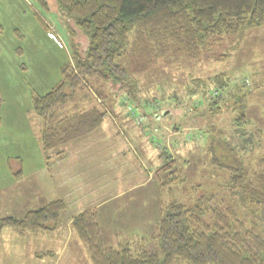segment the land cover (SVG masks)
Segmentation results:
<instances>
[{"label":"trees","instance_id":"obj_1","mask_svg":"<svg viewBox=\"0 0 264 264\" xmlns=\"http://www.w3.org/2000/svg\"><path fill=\"white\" fill-rule=\"evenodd\" d=\"M37 2L49 10L47 0ZM57 3L67 27L71 61L63 66L61 80L54 87L33 98L34 110L42 121L43 149L55 155L63 154L66 147L100 129L107 109L94 99H100L98 95L105 85L115 88L117 94L131 99L135 105L139 71L156 62L200 60L211 52L213 42L264 25V0H57ZM42 23L62 45L48 23L44 20ZM79 34L85 38L83 48L77 41ZM224 77L217 74L208 80L193 78L194 87L189 89L192 98L197 95L196 102L200 105L211 100L208 103L211 112L220 113V102L225 98L234 99L233 104L240 107L233 122L239 133L236 143L216 125L201 130L207 136L209 163L218 175L225 173L221 185L206 189L202 181H196L185 194L177 196L176 187L185 178L176 164L178 157L163 150L164 164L156 175L169 198L161 203L152 237L155 249L151 250L147 241L107 245L96 213L86 210L74 218L72 225L93 264H264V226L262 232L258 229L264 220V153L252 155L254 134L258 136L260 130L243 128L252 92L241 93L240 85L232 90ZM205 82L207 88L203 89ZM209 82L213 84L211 89ZM209 93L212 95L208 96ZM199 106L191 108L192 112L199 110ZM134 108L140 122L141 114L149 116L140 113L137 105ZM251 159H256L252 160L256 167ZM65 207L63 199L58 198L29 210L22 218L1 217L0 231L6 227L33 233L51 230Z\"/></svg>","mask_w":264,"mask_h":264},{"label":"rangeland","instance_id":"obj_2","mask_svg":"<svg viewBox=\"0 0 264 264\" xmlns=\"http://www.w3.org/2000/svg\"><path fill=\"white\" fill-rule=\"evenodd\" d=\"M48 3L49 10H45L37 0H0V218H22L29 210L58 199L60 189L56 178L52 175L45 178L48 163L74 151L79 145L75 143L66 147L62 155L45 151L40 139L42 121L33 107L34 96L54 87L61 80L63 66L71 61L67 27L60 15L57 0H48ZM42 20L48 23L62 45H58L55 38H52ZM57 24V27L54 26ZM54 28L60 31L57 33ZM77 41L81 43L80 48H83V35L79 34ZM217 74L225 75V83L232 90L240 85L241 93L252 92L246 108L248 120L245 127H242L252 132L260 130L258 136L254 134L252 155L256 157L263 154L264 25L247 28L240 36H228L213 42L211 52L200 60L183 58L171 64L156 62L139 71L135 105L131 99L120 96L115 88L106 85L97 94L100 99H94L96 103H102V108L107 109V115L110 114L108 117L106 115L105 119L109 122L104 125L105 128L113 129L111 122L116 123L117 113L129 114L130 119H136L139 124L136 131L142 130L140 136L132 137L133 140L138 137L137 140L142 142L146 135L153 136L152 140L156 143L149 140L148 145L149 150L154 149L151 154L156 159L155 162L158 159L155 155L163 150L178 157L176 164L185 180L180 187H176L177 196L185 194L187 188L191 189L193 182L202 181L207 186L206 189H209L221 185L224 180L225 173L218 175L217 169L214 170L209 163L207 136H203L202 129H210V126L216 125L219 130L225 131L231 141L236 143L238 139L239 133L235 131L236 125L233 122L240 107L233 104L234 99H221L228 105L220 102L221 112H211L208 104L211 100L200 105L196 102L197 95L192 98L189 93V89L194 87L193 78L206 80ZM209 84V89L213 88V84ZM206 86L207 82L203 84V89ZM136 105L140 113H149L146 117L141 114V124L134 114L137 112L134 108ZM195 106H199V110L192 112L196 109ZM155 112L160 117H153ZM162 112L165 115H161ZM119 130L124 132L122 127ZM174 131H177L176 135H173ZM129 133L133 134L134 131ZM170 134L173 135L172 138ZM162 141L167 147L158 144ZM175 142L178 143L174 145ZM90 151L79 164V169L82 171L84 168L87 176L93 161ZM102 154L94 153L96 159ZM164 156L162 154L161 164H164ZM252 160L255 162L256 159H251V162ZM254 162L252 164L256 167ZM147 163L151 164L149 160ZM91 169V172L96 173V166L95 170ZM154 178L143 189L151 199L154 198L153 186L157 187L158 183L161 187L158 176ZM163 191L161 187V203L169 198ZM141 194L139 189L124 192L121 200H118V206L128 205V199ZM190 194L193 195L192 192ZM63 201L65 202L64 199ZM134 204L136 208L141 206ZM65 206L59 222L51 230L33 233L12 227L3 228L0 231V264H93L85 244L81 248L73 241L79 234L72 222L86 210L74 215L72 210H67L66 202ZM263 226L264 220L259 224V231L262 232ZM153 234H143L151 250L156 245ZM72 252L75 256H72ZM59 253L61 256L58 259Z\"/></svg>","mask_w":264,"mask_h":264},{"label":"crops","instance_id":"obj_3","mask_svg":"<svg viewBox=\"0 0 264 264\" xmlns=\"http://www.w3.org/2000/svg\"><path fill=\"white\" fill-rule=\"evenodd\" d=\"M54 26L57 27L58 24ZM54 29L57 33L58 30L60 31L58 28ZM117 115L115 124L110 121L113 129L104 127L109 122L105 117L102 126L95 135H92L93 137L77 142L79 145L74 151L61 154L62 156L55 162L50 163V161L48 173H45V178L49 175L56 178L58 189H60L58 198L65 200L67 210H72L74 215L83 210L96 212L104 242L114 247L126 241L133 243L144 241L143 234L155 233L156 223L161 214V187L158 183L157 187L153 186V199L144 193L143 189L155 179L156 170L163 165L161 164L163 160L161 151L155 155L158 158L155 162L156 159L151 154V150L154 151V149L149 150L148 143L153 136L146 135L142 142L137 140L138 137L133 140L132 137L140 136L142 131H136L139 125L137 120H131L129 114L123 112ZM156 116L160 117V114L156 113ZM120 127L124 129V132H120ZM129 131H134V133L130 134ZM176 134L177 131H174L173 135ZM176 143L178 142L174 145ZM158 144H164L167 147L164 141ZM89 151L93 161L90 163L89 176H87L84 168L82 171L79 169V164ZM95 152L103 154L96 159ZM148 160L151 164L147 163ZM95 166L97 171L93 173L91 168L95 170ZM133 189H139L142 194L128 199V205L118 206V200H121L124 192ZM134 203L140 204V208H136ZM73 239L74 244L77 242V246L82 248L84 243L79 235ZM71 254L75 256V253ZM60 256L61 253L58 259Z\"/></svg>","mask_w":264,"mask_h":264}]
</instances>
